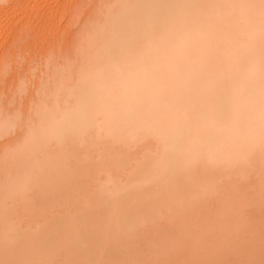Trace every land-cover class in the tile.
<instances>
[{
  "label": "bare ground",
  "instance_id": "6f19581e",
  "mask_svg": "<svg viewBox=\"0 0 264 264\" xmlns=\"http://www.w3.org/2000/svg\"><path fill=\"white\" fill-rule=\"evenodd\" d=\"M94 1L0 0L77 44L0 105V264H264V0Z\"/></svg>",
  "mask_w": 264,
  "mask_h": 264
},
{
  "label": "rangeland",
  "instance_id": "374dc122",
  "mask_svg": "<svg viewBox=\"0 0 264 264\" xmlns=\"http://www.w3.org/2000/svg\"><path fill=\"white\" fill-rule=\"evenodd\" d=\"M30 1H31V3L34 5V3H33L34 0H30ZM71 1H73V0H71ZM75 1H77V2H75ZM91 1H92V0H91ZM93 1H94V0H93ZM99 1H101V0H99ZM99 1H97V0L94 1V2H95V4H94L95 7H96V3H97V2H98L99 5H101V4H100L101 2L99 3ZM105 1H107V0H104V3H105ZM108 1H109V0H108ZM111 1H112V0H111ZM86 2H89V0H79V1H78V0H74V3H75V4L72 3L74 6H73L72 8H69V7H68L70 10L67 8V5H66V8H67L69 11H67V9H66V11H65V10H64V9H65V6L63 7V5H61L62 7L60 8V9L63 8V9L61 10V12H62L61 15H62L63 13L66 12V15L63 14V17L61 16L62 18L65 19V20H62V21H64L65 23L68 22V19H69L70 14H71V10H73V11H72L73 13L75 12V13H74V17H73V21H72V17L70 18L72 23L70 24V23H69L70 21L68 22V25L70 24V26H69V27H68V25H67V27H62V26H61V30H64L65 28H68V29L71 28V29L76 33L77 36H75L74 32L71 31L72 34H74V35L71 36V37H72V38H75V42L78 41V40H76L77 37H78V34H80V33L82 34V33L84 32V30L88 28V25H87V24H88L89 22H91L90 19L93 18V17H91V16H92V15H93V16H95V15L97 16V14H96L97 12L95 13V10H92V9H94V7L91 9V6H90V5H92V3L89 2V3H90V5H89V3H86ZM109 2H110V1H109ZM109 2H108V3H109ZM31 3H30V4H31ZM76 3L78 4V8L76 7L77 10H75V5H76ZM102 3H103V1H102ZM72 4H71V5H72ZM98 4H97V5H98ZM28 5H29V4H28ZM52 6H53V5H52ZM89 6H90V10H92V11H91V12H92L91 14H89V10H88V12H87V9H89ZM12 7H13L14 9H13ZM17 7H18V6H15V7H14L13 5H10V7H9V5H8V7L6 8L7 10H6V9H1L2 11H0V14H2V13L4 12V15L2 16V18L4 17V19H3V23H2L3 25L0 26V43H1V46H0V50H1V51H0V61H2V63H1V62H0V63L3 64V65L5 64L4 67L6 68V69H4V71H5V72H4V71H2L3 68L0 67V68H1V70H0V77L3 78V79L0 78V83H1V84H0V98H1V100H2V101H0V103L2 102L0 105H2V104L5 105V104H6L7 107H8V104H9V102H10V105H11L12 107L9 105V108H6L7 110L9 109V111H10V107L12 108L11 110H13V108H14V110H15V109H19L18 107H20V102H21V105L24 104L23 101H21V99H22V98L25 99V97L27 98L29 95H31V93H32V92L35 90V88H36L35 86H37L36 83H37L38 81H39V82H40V81H43V82H44L45 79H46L48 76H50V75H47V77L44 76L43 74H44V73H47V72H45V71H48V70H49L48 73L51 74L50 71L52 70V72H53V69H54L53 67H54V65L56 66L55 68L58 69V68H59V67L57 66L58 64H59V66H61L62 64H60V63H62V62L66 63V64L68 63V61H66V62H65V61H62V62H61V60H64L65 58H68V59H69V57H67V55L70 56V59L72 58V56L75 57L76 54L74 55V54H73V51L75 52V50H76L75 45H77V44L74 43L73 39H72V41H73V44H72V45L75 44V45H74V49H72L73 46L70 45V44L68 43V41H69L68 38H69V37L67 38L66 36H68L69 33H70V35H72L71 32H69V33H67V34H66V33H63V34H64L63 36H65L66 38H65V37H64V38H63V37H62V38H61V37H58V38L56 39V37H57V36H56V35H57L56 33H57L58 30L55 31L56 33H54V35H53L52 37L56 39V44H57L56 46H58V48L55 47V44H53V45H51V46H52L56 51H58L60 54H62L63 52L67 53V54L63 53L62 55H60L58 52H55V53H54L55 58L60 56V57H59L60 59L58 58V59H59V60H58V59L56 58L57 61H55V60L53 59V58H54L53 55H52V56L50 55V54H53V52L50 53V52H51V49H50V51L48 50L49 52L46 51L47 49H49V45L51 44V41L49 42V40H50L52 37H50V36H49V33H48V36H49L48 38H49V39L47 38V36H46V37L41 36V34H40V35L38 34V35H37L36 37H34V38L32 37L33 39L30 38V37L32 36L31 34H33V32H35L36 30L33 29L34 31L32 30V32H29V31H31V29H32L34 26H33V25H30V24L28 23V25L32 27V28H30L29 26L26 25L27 22L25 23V22H23V21L21 20L20 17H21L22 14H20V13H21L22 10L19 12L20 8L18 7L19 9H17ZM21 7H22V6H21ZM27 7H28V6H27ZM30 7H31V6H30ZM59 7H60V6H59ZM87 7H88V8H87ZM101 7H102V6H101ZM101 7L98 6V8H101ZM10 8H12V14H11V12H10L11 10L9 11ZM15 8H16V9H15ZM98 8H96V11H97ZM3 10H4V11H3ZM13 10H14V11H13ZM25 10H26V11H29L30 9H29V7H28V8H25ZM74 10H75V11H74ZM7 11H8V12H7ZM98 11L101 12V9H100V10L98 9ZM17 12H18V13H17ZM29 12H30V11H29ZM67 12H70V13H67ZM86 12L90 15L89 18L86 17V15H87ZM100 12H99V13H100ZM6 13H7V15L5 16ZM9 13H10L13 17H11V15H10ZM13 14H14V15H13ZM16 14H18V15H20V16H18V15H16ZM68 14H69V15H68ZM94 14H95V15H94ZM67 15H68V16H67ZM72 15H73V14H72ZM72 15H71V16H72ZM98 15H99V14H98ZM0 16H1V15H0ZM8 16H9V17H8ZM6 17H7V19H6ZM15 17H16V18H15ZM67 17H68V18H67ZM0 18H1V17H0ZM12 18H14L13 21H11ZM17 18H19L18 21H17ZM9 19H11V20L9 21ZM15 19H16V20H15ZM83 19H85V20L83 21ZM87 19H88L89 21H87ZM5 20H6V21H5ZM14 20H15V25H14V27H13L12 25L14 24ZM66 20H67V21H66ZM7 21H8V22H7ZM16 21H17V22H16ZM20 21H21L23 24H22ZM5 22H6V23H5ZM12 23H13V24H12ZM18 23H20V24H21L22 26H24V27H25V25L27 26V28H26V27L24 28V32H23V30L21 31V29H23V28H21V27H20L21 25L18 24ZM24 23H25V24H24ZM61 23H62V22H61ZM82 23H84V24L87 25V26L83 25ZM16 24H18V27L20 28V32L18 31V29H16V28H17V25H16ZM63 24H64V23H63ZM63 24H62V25H63ZM66 24H67V23H66ZM5 25H6L7 27H5ZM81 25H83V26H81ZM15 26H16V27H15ZM63 26H65V24H64ZM11 27H12L13 29H12ZM80 27H82V29H80ZM9 28H10V29H9ZM63 28H64V29H63ZM84 28H85V29H84ZM26 29H27V30H26ZM4 30H5V31H4ZM14 30H15V31H14ZM28 30H29V31H28ZM61 30H59V32H58V36H59V35L61 36V33H62V32H60ZM66 30H67V29H66ZM66 30H65V32H66ZM77 30H79V31L81 30V31H80V32L78 31V33H77V32H76ZM8 31H9V32H8ZM16 31H17V33H16ZM27 31H28V33H27ZM44 31H45V32H43V34H45V33L48 32V31H46V30H44ZM68 31H69V30H67V32H68ZM6 32H7V33H6ZM85 32H86V31H85ZM1 33H3V34H1ZM4 33H5V34H4ZM14 33L19 34V35L15 36L16 34H14ZM22 33L25 34V35L29 34V35H28L29 37H26V39L28 38L27 41H26V39H25V37H24L25 35H23ZM30 33H31V34H30ZM59 33H60V34H59ZM9 34H10V35H9ZM13 34H14V35H13ZM34 34H36V33H34ZM55 34H56V35H55ZM65 34H66V35H65ZM81 34H80V35H81ZM83 34H85V33H83ZM5 35H6V36H5ZM8 35H9V39L7 38ZM12 35H13V36H12ZM21 35L23 36V38H22ZM50 35H51V34H50ZM70 35H69V36H70ZM39 36H40V38H39ZM55 36H56V37H55ZM74 36H75V37H74ZM82 36H83V35H82ZM14 37L17 38L18 40H17V41L14 40V39H15ZM12 38H14L13 40H14L15 42L12 41ZM45 38H46L47 41H48L46 44L48 45V43H49L48 47H45V46H47V45H45V42L43 41V40L46 41ZM79 38H80V36H79ZM22 39H23V40H22ZM31 39H32V40H31ZM41 39H42V40H41ZM61 39H62V40H61ZM64 39H65V40H64ZM24 40H25V41H24ZM33 40H34V42H33ZM58 40H59V41L61 40L60 43H59V42L57 43ZM67 40H68V41H67ZM1 41H2V42H1ZM5 41H6V42H5ZM18 41H19V42H18ZM29 41H31V44L29 43ZM35 41H36V42H35ZM37 41H38V42H37ZM39 41H40V43H39ZM64 41L67 42V45H69V47H67L66 45H65L66 48L64 47V45H63V44H64V43H63ZM70 41H71V40H70ZM79 41H80V40H79ZM79 41H78L77 43H79ZM4 42H5V43H4ZM8 42H9V43L12 42V45H13V46L9 45V47H10V46H11V47L8 48ZM23 42H24V43H23ZM54 42H55V41H53V43H54ZM17 43H18V45H17ZM71 43H72V42H71ZM58 44H60V46H59ZM14 45H15V46H14ZM19 45H20V47H18ZM21 45H22V46H21ZM78 45H79V44H78ZM70 46H72V47H70ZM14 48H15V50H14ZM67 48H68V49H67ZM54 49H53V51H54ZM62 49H63V50H62ZM13 50H14V52H13ZM19 50H20V52H19ZM72 50H73V51H72ZM8 51H9V53H8ZM10 51L12 52V54H10V53H11ZM44 51H46L48 54H47V53L44 54ZM5 52H7L8 54L5 53ZM16 52H17V53H16ZM70 52H71V53H70ZM75 53H76V52H75ZM3 54H4V56L7 55V57H8V56L11 57V56L13 55V56H12V59H11V58H10V59H9V58H6V61H5V57H6V56L3 57ZM58 54H59V56H57ZM64 54H65L66 56H65ZM71 54H73V55L71 56ZM19 55H20V56H19ZM48 55H50V57H53V58L50 59V57H48V58H49V59H48V58H47ZM14 56H15V57H14ZM21 56H22L23 60H22ZM2 57L4 58V61H5V62H3ZM42 57H46V58H43V59H44V60H43ZM63 57H65V58H63ZM74 57H73V59H74ZM14 58H15L16 60H15ZM20 58H21V59H20ZM70 59H69V61H70ZM24 60H25V61H24ZM27 60H28V61H27ZM51 60H53V63H54L53 66L51 65V64H52V61H51ZM65 60H66V59H65ZM7 61H8V62H7ZM29 61H30L31 63H30ZM41 61H43V63H46L47 65L43 64ZM58 61H59V63H58ZM71 61H72V59H71ZM9 62H10V64H9ZM14 62H15V65L17 66L16 69H14V68H15ZM26 62H27V64H26ZM28 62H29V63H28ZM37 62H38V63H37ZM56 62H57V64H55ZM6 63H7V64H6ZM12 63H13V64H12ZM21 63H22V65H21ZM40 63L43 64L44 67H43L42 65H39ZM1 64H0V66H1ZM37 64H38V65H37ZM49 64H50V67H52L53 69H52V68H51V70L49 69ZM66 64H64V65H66ZM10 65H12V66H10ZM13 65H14V67H13ZM19 66H20L22 69H21ZM2 67H3V66H2ZM10 67H11V68H10ZM12 67H13V70H14V71H12ZM28 67H30V68H28ZM62 67H63V65H62ZM62 67H61V68H62ZM19 68H20V69H19ZM7 69H8V72L6 71ZM26 69H28V70H26ZM25 70H26V71H29V70H30V72H31V71H32V72H35V76L32 77V76H33V73H32V72H31V74H30L29 72H26V73H27V75H26ZM54 70H55V69H54ZM16 71H17V72H16ZM19 71H20V72H19ZM42 71H44V72H42ZM1 72H2L3 75H1ZM9 72H11L12 74L9 73ZM21 72H22V74H23V73L25 74V78H24V79H25V80H24V81H25V82H24L25 85H26L27 83H29L30 81H32L33 78H34L35 81H36V80H38V81H37V82H35L34 80H33L34 82L32 81L34 85L36 84L35 86L32 84V82L29 83L31 86H29V87H26V86H25V89L27 90V91L25 90L26 93H24V91H23V93H21V94H17V93H19V92L21 91L20 89L17 88V87H18V84L20 83L19 80H18V77H19L20 75H22V74H19V75H18L17 73H21ZM36 72H37L38 74H37ZM5 73H6V74H5ZM7 73H9V74H7ZM15 74H16V75H15ZM29 75H31V76L28 77ZM37 75H39V76H41V77L44 76V77H46V78L43 77L44 80H42V78H40L39 76H38L39 78L36 77ZM7 77H8V78H7ZM12 77H13V79H12ZM28 78H31L30 81H29ZM48 78H49V77H48ZM48 78H47V79H48ZM26 79H27L29 82L26 81ZM39 79H40V80H39ZM5 80H6V81H5ZM1 81H2V82H1ZM4 81H5V83H4ZM17 81H18V82H17ZM11 82H12V83H11ZM16 82H17V84H16ZM2 83H3V84H2ZM8 83H9V84H8ZM29 84H27V85H29ZM39 84L42 85L43 83L40 82ZM3 85H4V86H3ZM32 85H33L34 87H33ZM2 86H3V87H2ZM15 86H16V87H15ZM13 87H15V88L13 89ZM32 87H33L34 89H33ZM11 88H12V90H11ZM28 88H29V89H28ZM7 89H9V90H7ZM30 89H31V90H30ZM10 90H11V92H10ZM17 90H20V91H17ZM28 90H30V91L28 92ZM16 91H17V92H16ZM9 92H10V93H9ZM2 93H4V95H3ZM5 93H6V94H5ZM15 93H16V94H15ZM29 93H30V94H29ZM12 94H13V95H12ZM22 94H23V95H22ZM5 95H7L6 99H4V98H5ZM15 95H17L16 98H15ZM2 96L4 97L3 99H2ZM21 96H22V98H21ZM23 96H24V97H23ZM7 98H9V99H7ZM12 98H13V99H12ZM16 99H17V100H16ZM14 100H15V104L17 103L16 106H15V104H14ZM18 100H19V101H18ZM3 101H4V102H3ZM11 102H13L14 105H12ZM18 103H19V104H18ZM15 107H16V108H15ZM21 108L23 109V106L20 107V110H22ZM17 130H18V132H17V134H15V132H16ZM17 130L13 131V133H14L15 136H14L13 134H11V133H12V132H11V133L9 134V136H7V135L5 136V137H9V139H8V138H5V139H2V138H1L2 140H0V141H3V142H0V151L2 152L1 155L4 153V151L6 152V150H7V144H5V142H7L8 145H9L10 142H9L8 140H10V139L12 138V136L15 138L14 141H19V140H21V138H22V135H21V134L23 133V132H22V131H23V128H22V131H21V129H17ZM20 131H21V132H20ZM19 132H20V133H19ZM20 135H21V136H20ZM10 136H11V137H10ZM20 137H21V138H20ZM3 138H4V137H3ZM5 140H7V141H5ZM4 141H5V142H4ZM1 143H2V145H1ZM1 146H3L2 148H3L4 150H3V149L1 150ZM5 149H6V150H5ZM255 179H256V178H255ZM255 179H253V180L256 181ZM251 180H252V179H251ZM249 181H250V180H249ZM243 182H244V181H243ZM243 182H240V186H241V183L243 184ZM250 182H251V181H250ZM250 182H249V183H250ZM251 183H252V182H251ZM246 184H247V182H246ZM252 184H253V183H252ZM238 185H239V184H238ZM238 185H237V186H238ZM243 185H244V184H243ZM243 185H242V186H243ZM247 185H248V187H249V185L251 186V184H247ZM247 185H246V186H247ZM253 185H254V184H253ZM242 186H241V187H242ZM248 187H247V188L244 187L245 189H244V188H241V189H242V190L244 189V191H247V190L249 191ZM249 188H250V187H249ZM239 189H240V187H239ZM250 189H251V188H250ZM251 190H252V189H251Z\"/></svg>",
  "mask_w": 264,
  "mask_h": 264
}]
</instances>
